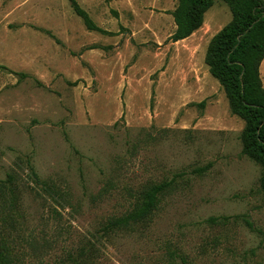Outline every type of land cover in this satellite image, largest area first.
Masks as SVG:
<instances>
[{
	"label": "rangeland",
	"instance_id": "obj_1",
	"mask_svg": "<svg viewBox=\"0 0 264 264\" xmlns=\"http://www.w3.org/2000/svg\"><path fill=\"white\" fill-rule=\"evenodd\" d=\"M77 1L110 33L68 0H0V65L14 71L0 69V180L21 185L20 264L90 248L92 264H264L263 168L205 62L229 6L174 42L178 0ZM28 160L59 194L30 189ZM172 179L149 225L101 238L140 189Z\"/></svg>",
	"mask_w": 264,
	"mask_h": 264
},
{
	"label": "trees",
	"instance_id": "obj_2",
	"mask_svg": "<svg viewBox=\"0 0 264 264\" xmlns=\"http://www.w3.org/2000/svg\"><path fill=\"white\" fill-rule=\"evenodd\" d=\"M68 1L88 31L110 33L98 26L77 0ZM219 1L229 6L232 19L211 39L205 62L211 75L224 88L231 113L245 123L241 133L242 153L262 166L260 184L264 193V87L260 76V65L264 60V0H178L172 11L176 30L171 40L178 42L191 37L204 24L207 12ZM0 69L14 73L5 65H0ZM15 74L21 78L28 76L26 73ZM27 167L29 179L35 183L31 190L41 189L59 194L52 189L53 185L39 178L30 160ZM206 169L199 168L196 172L202 173ZM20 186L16 175L12 173L6 179L0 180V264H20L15 250V237L11 240L12 232L17 230L21 216L18 210L21 200ZM174 188V179L145 185L138 191L130 209L101 224V238L117 232H129L137 226L149 225L165 195ZM248 224L250 225L249 222ZM93 251L96 249L90 248L86 254L85 249H82L80 255H87V259L81 258V262L76 264H92ZM183 263L188 264L185 259Z\"/></svg>",
	"mask_w": 264,
	"mask_h": 264
},
{
	"label": "crops",
	"instance_id": "obj_3",
	"mask_svg": "<svg viewBox=\"0 0 264 264\" xmlns=\"http://www.w3.org/2000/svg\"><path fill=\"white\" fill-rule=\"evenodd\" d=\"M260 76H261V80H262V85L264 87V60L262 61L261 65H260Z\"/></svg>",
	"mask_w": 264,
	"mask_h": 264
}]
</instances>
